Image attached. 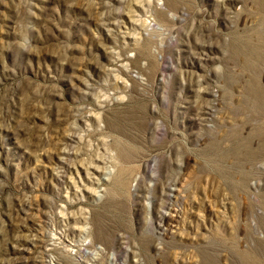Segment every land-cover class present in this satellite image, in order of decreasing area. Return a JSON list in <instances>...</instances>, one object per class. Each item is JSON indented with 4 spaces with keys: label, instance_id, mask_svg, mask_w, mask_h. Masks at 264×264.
Instances as JSON below:
<instances>
[{
    "label": "rangeland",
    "instance_id": "obj_1",
    "mask_svg": "<svg viewBox=\"0 0 264 264\" xmlns=\"http://www.w3.org/2000/svg\"><path fill=\"white\" fill-rule=\"evenodd\" d=\"M0 264H264V0H0Z\"/></svg>",
    "mask_w": 264,
    "mask_h": 264
}]
</instances>
